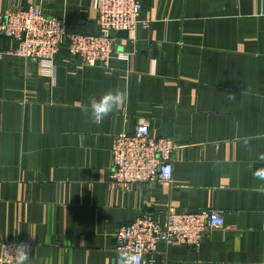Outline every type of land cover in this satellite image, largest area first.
Returning a JSON list of instances; mask_svg holds the SVG:
<instances>
[{
  "label": "crops",
  "instance_id": "obj_1",
  "mask_svg": "<svg viewBox=\"0 0 264 264\" xmlns=\"http://www.w3.org/2000/svg\"><path fill=\"white\" fill-rule=\"evenodd\" d=\"M139 1L145 24L113 34L109 68L77 69L67 42L51 77L0 59L2 239L27 242V264H116L124 224L219 210L223 230L198 248L160 243L145 264H264V182L253 178L264 166V0ZM99 6L0 0V16L34 7L69 33L99 35ZM15 47L0 36V52ZM117 89L127 101L93 123L89 98ZM139 125L180 147L172 184H113L115 139Z\"/></svg>",
  "mask_w": 264,
  "mask_h": 264
},
{
  "label": "built area",
  "instance_id": "obj_2",
  "mask_svg": "<svg viewBox=\"0 0 264 264\" xmlns=\"http://www.w3.org/2000/svg\"><path fill=\"white\" fill-rule=\"evenodd\" d=\"M143 6L139 0H100L97 24L99 35L69 33L66 23L48 18L39 9H14L0 16V36L15 42L12 50L0 52L37 64L43 76L55 73L57 55L62 45L68 44L69 53L77 69L109 68L116 54L114 33L133 32L145 24L141 22ZM142 24V25H143ZM180 147L172 138H154L147 125H139L131 134L117 136L112 149V182L123 187L158 184L170 185L174 178V158ZM223 212H176L170 210L165 226L153 216H141L124 224L116 232V250L139 247L143 260L158 250L160 243L167 246L198 248L208 235L225 228ZM0 234V244L12 246ZM0 264H14L10 253L0 248Z\"/></svg>",
  "mask_w": 264,
  "mask_h": 264
},
{
  "label": "clouds",
  "instance_id": "obj_3",
  "mask_svg": "<svg viewBox=\"0 0 264 264\" xmlns=\"http://www.w3.org/2000/svg\"><path fill=\"white\" fill-rule=\"evenodd\" d=\"M227 99L235 100V93H228ZM127 101V92L117 89L109 91L102 95L99 99L95 97L89 98V105L85 112L90 113V119L95 124H100L113 111L117 110L122 104ZM242 144L246 150H250L249 138H242ZM259 159L264 161V154H261ZM253 178L264 182V166L257 168L253 172ZM257 191L264 193V186L257 188ZM30 237H34L29 233ZM6 252L10 253L14 259V264H27L30 255V245L27 242H20L12 246L0 244ZM116 264H145L143 260V252L137 247L134 251L127 248H118L116 250Z\"/></svg>",
  "mask_w": 264,
  "mask_h": 264
}]
</instances>
